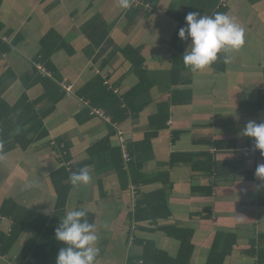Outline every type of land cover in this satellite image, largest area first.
Listing matches in <instances>:
<instances>
[{
	"label": "crops",
	"instance_id": "crops-1",
	"mask_svg": "<svg viewBox=\"0 0 264 264\" xmlns=\"http://www.w3.org/2000/svg\"><path fill=\"white\" fill-rule=\"evenodd\" d=\"M218 2L131 0L124 10L117 0H0V33L10 40L0 55V234L14 227L1 214L5 201L35 216L0 264L55 263L63 245L54 232L73 209L96 225V264H143L146 243L173 259V228L192 232L190 264H206L219 235L223 264L264 261V180L252 175L264 157L239 135L247 122H264V0H224L225 9ZM189 12L229 15L244 45L190 71L182 57L190 41L178 37ZM103 87L124 111L118 123L91 112L100 110L90 102L108 100ZM25 123V137L14 141ZM116 129L136 172L120 169ZM63 162L87 166L90 182L62 180ZM62 183L70 189L60 207ZM153 197L169 217L137 221V207Z\"/></svg>",
	"mask_w": 264,
	"mask_h": 264
},
{
	"label": "clouds",
	"instance_id": "clouds-1",
	"mask_svg": "<svg viewBox=\"0 0 264 264\" xmlns=\"http://www.w3.org/2000/svg\"><path fill=\"white\" fill-rule=\"evenodd\" d=\"M117 5L127 10L131 0H117ZM244 35V29L227 14L209 16L189 12L185 26L178 31L181 40L190 41L182 55L183 64L192 72L203 71L218 60L219 54L239 51L245 43ZM223 62L229 63L227 55ZM239 135L253 138L254 149L264 157V122H247ZM255 176L264 180V164L257 165ZM69 180L73 187L87 185L91 180L88 167L70 173ZM54 237L63 245L57 252L55 264H96L100 251L98 235L96 225L87 219L86 210L67 211L60 219Z\"/></svg>",
	"mask_w": 264,
	"mask_h": 264
},
{
	"label": "trees",
	"instance_id": "trees-1",
	"mask_svg": "<svg viewBox=\"0 0 264 264\" xmlns=\"http://www.w3.org/2000/svg\"><path fill=\"white\" fill-rule=\"evenodd\" d=\"M141 5H152L153 2L155 0H139ZM221 0H219L220 2ZM218 2V3H219ZM220 9H225V7L220 6ZM7 50L6 45H1L0 46V55L2 53H4ZM46 56V55H45ZM47 58V56H46ZM42 62V60L40 61V63ZM52 75V74H51ZM47 78V77H46ZM51 78V77H49ZM103 83V82H102ZM103 91L105 93V95L108 97V100H106L105 98L102 101H106L105 105H101L100 101H92V103L90 102V107H93L94 109H99L104 115H107L111 118V122L118 123L117 121L121 120L124 118L123 113L124 111L121 110L118 105V99L110 92L108 91V89L106 87H103ZM49 92V91H48ZM47 92V93H48ZM118 105V106H117ZM117 109V113L115 114L114 111ZM3 113V107L0 106V118H3L5 116H7L6 114L2 115ZM24 117L25 115H22V117L20 118L23 122H24ZM31 119H28L26 121L27 124L31 125L36 123V126L38 127V125L41 123L40 122H34L31 123L30 122ZM26 123L23 126V129L21 130V132L16 133L15 135V140L14 141H20L21 138L25 137V133L23 131H28V129L24 130V128L26 127ZM130 150V148H129ZM119 154H120V163H121V167L120 169L122 171H124L125 173H131L132 170H134V166H133V162H132V155L130 152V162L125 166L124 162H123V155L122 152L119 149ZM67 154L64 155L63 159L64 161L69 160V158L66 157ZM65 168L60 169V172L64 173L63 179L62 180H66L67 183L69 180V176L70 173H72L73 171L75 172V170H72L71 168V164L69 167L66 166V162H63ZM74 169V168H73ZM134 172H136L134 170ZM253 176L255 175V171L252 174ZM137 177V175H136ZM70 184H60L58 187V206H63L65 203V199L66 196L68 194V191L70 189ZM264 192V188L260 189V192ZM264 203V202H263ZM260 204V202H259ZM145 207L141 208L140 206L137 207L136 210V216L135 218L137 219V221H144V220H150V221H156L157 219H167L169 216L168 212L166 211V215H161V212L164 210L165 212V208L167 210V206L166 204H160L157 201V198L153 197L149 200H147L146 202H144ZM141 208V209H140ZM1 214L3 216H7V217H11L13 219V224L14 227L12 229V233L9 236L6 235H1L0 234V256L7 254V252L9 251L10 247L13 244L14 241V237L16 232L19 229H22V227L25 225L26 222L30 221V218H35L34 215H31L29 213L26 212H21L17 209V207L11 202V201H5L2 204L1 207ZM43 238L46 240L48 238L47 235L43 234ZM168 235L171 237H175L179 242H180V247L178 250V253L176 255L175 258H170L168 257V255L160 250H157L153 243H146L144 245L142 254L140 255L139 259L143 264H190V258L192 256L193 253V246L191 243V238H192V232L182 229V228H173V229H169L168 230ZM219 238L220 235L216 237V239L214 240L213 246L211 248L210 254L208 256V260L206 264H223L224 259L227 255V252H223L220 248H219ZM255 250L254 247H252V250L248 252L249 255L253 256L255 255ZM264 253V252H262ZM262 254L258 255V260H256L255 264H264L263 261V256ZM31 257V256H29ZM28 264H33L32 260L30 258H28ZM49 264H55V263H49Z\"/></svg>",
	"mask_w": 264,
	"mask_h": 264
},
{
	"label": "built area",
	"instance_id": "built-area-1",
	"mask_svg": "<svg viewBox=\"0 0 264 264\" xmlns=\"http://www.w3.org/2000/svg\"><path fill=\"white\" fill-rule=\"evenodd\" d=\"M222 2V6H225V2L224 0H221ZM10 44V40L7 36L3 35L2 33H0V46L1 45H9ZM38 73L43 76V77H51V73L48 72L45 67H43L41 64H36L35 65ZM63 90L66 92V94H70L71 91H72V86H63ZM92 113H96L98 114L99 116H102L104 117L105 115H103L102 112L100 111H97V110H91ZM106 118V116H105ZM116 134H117V138H118V141H119V146H120V150L122 152V155H123V162L125 164V166L130 162V159H131V156H130V152H129V149H128V144H127V141L126 139L124 138V133L119 130V129H116ZM51 146L54 147L56 146L55 143H51ZM63 147V146H61ZM65 153H61V158H62V161H64L63 157H64ZM66 166L69 167L70 166V163L66 162Z\"/></svg>",
	"mask_w": 264,
	"mask_h": 264
},
{
	"label": "rangeland",
	"instance_id": "rangeland-1",
	"mask_svg": "<svg viewBox=\"0 0 264 264\" xmlns=\"http://www.w3.org/2000/svg\"><path fill=\"white\" fill-rule=\"evenodd\" d=\"M222 6V2L220 1L219 3H218V6ZM223 7H225V6H223ZM10 45V44H9ZM250 264H254V261L252 260V259H250Z\"/></svg>",
	"mask_w": 264,
	"mask_h": 264
}]
</instances>
